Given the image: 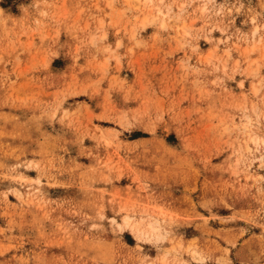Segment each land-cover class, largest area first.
<instances>
[{"label":"rangeland","instance_id":"1","mask_svg":"<svg viewBox=\"0 0 264 264\" xmlns=\"http://www.w3.org/2000/svg\"><path fill=\"white\" fill-rule=\"evenodd\" d=\"M0 264H264V0H0Z\"/></svg>","mask_w":264,"mask_h":264},{"label":"bare ground","instance_id":"2","mask_svg":"<svg viewBox=\"0 0 264 264\" xmlns=\"http://www.w3.org/2000/svg\"><path fill=\"white\" fill-rule=\"evenodd\" d=\"M145 23V22H144ZM257 29V28H256ZM256 31V30H255ZM128 222V221H127ZM134 229V228H133Z\"/></svg>","mask_w":264,"mask_h":264}]
</instances>
